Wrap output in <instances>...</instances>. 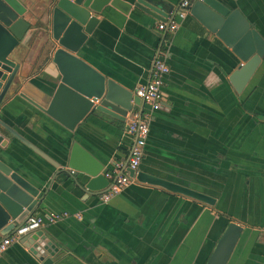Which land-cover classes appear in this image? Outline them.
<instances>
[{"label":"crops","instance_id":"0c3cea01","mask_svg":"<svg viewBox=\"0 0 264 264\" xmlns=\"http://www.w3.org/2000/svg\"><path fill=\"white\" fill-rule=\"evenodd\" d=\"M20 1L28 30L11 54L23 80L18 92L44 105L57 75L48 61L46 10ZM164 1L172 7L167 20L179 0ZM214 1L236 9L264 41V0ZM97 19L78 55L105 80L135 97L156 56L168 68L138 172L214 202L205 205L136 181L102 203L84 190V175L51 179L56 170L50 164L0 129V156L8 160L0 158L30 185L48 186L34 214L54 217L33 233L40 234L44 249L13 243L0 254V264H204L230 222L241 232L225 264H264V56L237 94L228 76L239 60L189 13L174 18L173 33L158 32L160 21L134 9L123 15L106 7ZM2 103V123L52 162L59 163V153L72 141L107 173L126 163L133 139L125 124L137 106L122 121L87 116L70 133L17 93Z\"/></svg>","mask_w":264,"mask_h":264},{"label":"water","instance_id":"95a60500","mask_svg":"<svg viewBox=\"0 0 264 264\" xmlns=\"http://www.w3.org/2000/svg\"><path fill=\"white\" fill-rule=\"evenodd\" d=\"M38 8L46 10L48 31L45 33L48 61L56 69L55 82L44 105L37 104L18 92L23 80L17 78L18 65L11 60V54L22 41L28 23L24 20L26 9L20 0H0V108L4 97L17 93L41 114L50 118L72 133L87 116L103 114L122 121L132 106H143L141 100L132 97L113 81L101 76L79 58V53L98 24L97 15L106 7L121 14L134 9L157 21L163 22L171 13V5L164 0H31ZM189 15L202 27L220 40L239 60L240 65L228 76V82L235 93H240L264 56V41L249 27L248 23L234 10H228L214 0H195L188 9ZM42 32L44 30L40 28ZM0 129L34 154L45 160L56 171L75 177L77 173L87 180L83 186L89 193L101 194L109 187L104 179L105 170L77 143L70 141L59 153V163L52 162L31 144L24 141L0 120ZM5 141L0 135V149ZM3 153V150L1 151ZM6 157L7 155H1ZM0 156V157H1ZM72 171V174L70 172ZM131 177L133 172L126 170ZM138 183L155 186L167 192L179 194L212 205L214 200L179 185L136 172ZM48 191L26 182L5 159L0 158V237L8 236L43 202ZM241 228L230 222L218 238L204 264H225ZM23 245L40 251L44 246L40 234L25 236ZM42 251V250H41Z\"/></svg>","mask_w":264,"mask_h":264},{"label":"built area","instance_id":"2783aa9c","mask_svg":"<svg viewBox=\"0 0 264 264\" xmlns=\"http://www.w3.org/2000/svg\"><path fill=\"white\" fill-rule=\"evenodd\" d=\"M195 0H179L170 18L156 25V30L162 33H173L177 28L174 18L182 20L188 13V9ZM168 68L164 61L157 56L153 59L149 78L143 85L134 90V96L141 100L143 106H147L149 111H140L133 114L125 124V132L133 139L129 149V154L125 164H115L110 173L104 174V179L109 182V187L98 195L102 203H106L111 197L119 193L130 184L136 183L135 174L138 171L142 159V151L148 133L150 113L158 111L162 106L163 78L167 75ZM126 170H131L133 175L128 176ZM72 174V171L70 172ZM52 223L54 217H41L33 214L21 222L6 237L0 239V254L4 253L8 246L13 243H20V240L36 232L44 223Z\"/></svg>","mask_w":264,"mask_h":264}]
</instances>
